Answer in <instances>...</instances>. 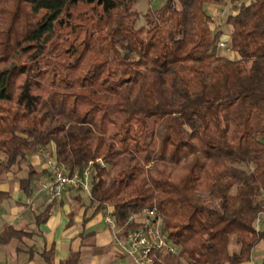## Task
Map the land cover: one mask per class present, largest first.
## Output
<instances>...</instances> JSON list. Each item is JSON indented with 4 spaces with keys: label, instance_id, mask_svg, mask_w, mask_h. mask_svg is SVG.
Here are the masks:
<instances>
[{
    "label": "trees",
    "instance_id": "trees-1",
    "mask_svg": "<svg viewBox=\"0 0 264 264\" xmlns=\"http://www.w3.org/2000/svg\"><path fill=\"white\" fill-rule=\"evenodd\" d=\"M147 1L138 26L141 0H0V177L20 173L31 196L45 171L30 158L47 149L69 175L90 168L88 192L68 191L92 216L111 210L114 239L156 210L177 252L153 264H248L264 246V0L225 19L228 41L210 15L224 0ZM79 5L85 38L67 46ZM27 236L10 226L0 243Z\"/></svg>",
    "mask_w": 264,
    "mask_h": 264
},
{
    "label": "crops",
    "instance_id": "crops-1",
    "mask_svg": "<svg viewBox=\"0 0 264 264\" xmlns=\"http://www.w3.org/2000/svg\"><path fill=\"white\" fill-rule=\"evenodd\" d=\"M246 1L249 0H224L223 6L210 8L214 27L221 29L224 41H228L231 32L224 24L225 19L235 15ZM30 165L36 172L45 173L32 183L29 197L19 188L20 173L10 172L0 177V234L10 226L28 234L21 240L13 238L0 243V264H46L40 256L44 249H53L54 264L68 257L71 251L81 252V264H133L129 258L118 259L121 254L114 246L112 231L105 224L103 214L92 216L87 201L74 200L71 191H65L46 223L37 226L35 215L42 213L47 205L42 184L49 180L51 169L46 168L38 154L30 158ZM261 224L264 225V220Z\"/></svg>",
    "mask_w": 264,
    "mask_h": 264
},
{
    "label": "built area",
    "instance_id": "built-area-1",
    "mask_svg": "<svg viewBox=\"0 0 264 264\" xmlns=\"http://www.w3.org/2000/svg\"><path fill=\"white\" fill-rule=\"evenodd\" d=\"M218 47L228 52L225 42H219ZM38 155L43 158L46 168L51 169L49 180L42 184L48 203L59 200L65 190L88 192L89 167L82 172L69 175L63 168L55 166L54 159L47 149H40ZM103 218L108 229L113 231L115 224L110 209L103 214ZM130 220H133L139 227L130 231L123 239H114V246L119 254L129 258L133 264H153V252H159L161 255L176 254V247L162 232L160 218L154 208L143 209L139 215L131 216ZM259 222L258 219L257 226ZM248 264L255 263L251 259Z\"/></svg>",
    "mask_w": 264,
    "mask_h": 264
},
{
    "label": "rangeland",
    "instance_id": "rangeland-1",
    "mask_svg": "<svg viewBox=\"0 0 264 264\" xmlns=\"http://www.w3.org/2000/svg\"><path fill=\"white\" fill-rule=\"evenodd\" d=\"M164 0H150L151 6L153 8H159ZM150 6L149 2L147 0H141V2L137 5V9L140 13V20L138 22V26L145 25V19L144 14L146 13L147 8ZM70 15L72 16V19L70 21L71 26L64 27L62 31L63 38H66V44L67 46H71L72 44H80L83 42L85 38V28L88 27V19L91 16V9L88 6L85 5H79L76 8L71 9ZM66 21V20H65ZM226 35H229V29L226 27ZM64 44V46H66ZM82 196H86V194H82ZM262 220H264V217H262ZM259 222V225L261 224ZM261 226L264 228V225L261 224ZM261 227V228H262ZM264 251V246L262 244H259L252 252V259L255 264H261L262 254ZM131 264V263H127Z\"/></svg>",
    "mask_w": 264,
    "mask_h": 264
}]
</instances>
